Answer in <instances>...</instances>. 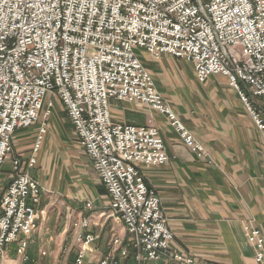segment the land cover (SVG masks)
I'll list each match as a JSON object with an SVG mask.
<instances>
[{
	"label": "built area",
	"instance_id": "1",
	"mask_svg": "<svg viewBox=\"0 0 264 264\" xmlns=\"http://www.w3.org/2000/svg\"><path fill=\"white\" fill-rule=\"evenodd\" d=\"M138 51L153 61L167 55L191 63L199 83L224 77L255 121L264 150V124L253 103L264 105V0H0V168L11 161L0 196V260L14 244L26 263L28 241L45 216L44 189L30 173L51 116V103L44 111L43 105L53 95L105 187L110 217L126 230L119 258L130 252L135 264H197L170 252L173 233L142 172L169 160L158 129L111 120V100L143 105L165 117L198 159L206 157L155 89ZM34 126L31 154L10 157L15 133ZM89 225L86 217L72 225L80 245L73 264H84L99 238ZM242 231L255 262L264 264L261 231L250 222ZM99 264L118 262L107 255Z\"/></svg>",
	"mask_w": 264,
	"mask_h": 264
},
{
	"label": "crops",
	"instance_id": "2",
	"mask_svg": "<svg viewBox=\"0 0 264 264\" xmlns=\"http://www.w3.org/2000/svg\"><path fill=\"white\" fill-rule=\"evenodd\" d=\"M146 59L140 61L151 73L155 89L206 153L205 158L198 159L181 143L167 119L149 108L115 100L109 102L114 123L154 126L163 140L169 160L161 166L143 168L142 172L146 184L156 191L167 226L173 233L170 252L186 254L197 264H257L254 251L243 234L242 223L250 222L264 237L261 132L224 77L215 75L205 83H199L189 62L167 55L158 61ZM180 65L187 68L189 77L179 70ZM48 103H51V116L37 156L43 144L46 152L39 160L37 157L34 169L38 167L46 171L52 159L51 140L59 136L66 162L72 164L76 168L74 172L76 170L79 175V185L93 191L91 200L87 199L83 204V212L89 216L79 215V218H88V232L99 235L98 240L101 239L98 264L107 255L115 257L118 262L119 250L126 249L128 244L126 230L122 223L110 217L105 187L79 146L64 106L57 97L48 95L43 111ZM253 103L258 112H264V105L258 99H253ZM36 131V126L17 131L12 138L10 157L26 158L30 155ZM34 169L30 174L43 187L45 180L42 182ZM43 169L39 171L43 172ZM47 175L48 171L44 179ZM9 182L10 179L3 182L5 187L2 184L0 194ZM53 199L51 195L42 197L45 216L29 240L36 243V249L34 255L27 249L28 261L21 264H55L61 249L66 247L70 207L68 204L64 207L54 205ZM86 203H90L92 208L86 209ZM9 252L8 249L7 257ZM92 252L88 249L86 255ZM128 255L131 257L130 252ZM165 261L160 264H174ZM123 264L135 263L131 257L126 258Z\"/></svg>",
	"mask_w": 264,
	"mask_h": 264
},
{
	"label": "rangeland",
	"instance_id": "3",
	"mask_svg": "<svg viewBox=\"0 0 264 264\" xmlns=\"http://www.w3.org/2000/svg\"><path fill=\"white\" fill-rule=\"evenodd\" d=\"M138 56L141 61H146V57L144 54H141L138 51ZM150 59V58H149ZM151 60V59H150ZM179 70L185 74L186 77H189V72L187 68L180 65ZM46 100L44 102L43 108H45ZM45 137V136H44ZM53 138V137H52ZM56 138V139H55ZM61 139V138H60ZM45 142V141H44ZM51 150L50 153L52 154L51 164L46 168L48 171V175L44 179V175L46 174L45 169L38 168L34 169L36 172V176L41 178L42 182L45 180V185L43 186L44 192L42 197L45 195L53 196V203L54 205H62L63 207L67 204L70 207V212L68 213L71 217L69 218V231H68V242L66 244L65 249H61L59 255L56 257L55 264H72L74 257L77 256V253L80 249V245L75 240L74 229L72 227L73 222L79 218V215L82 216H89L83 212V204L85 201L89 199L91 200L90 188L88 189L86 186H80L79 184V175L74 172V166L69 162H66V156L63 152L61 147V143L59 140V136H55L51 140ZM42 150L39 152L38 156L36 154V159L38 160L41 158L42 154L45 153V144L42 146ZM13 149V148H12ZM39 169H43V172L39 171ZM11 161L9 158L6 159L2 167L0 168V190L4 185L3 182H6L11 177ZM33 171V170H32ZM3 184V185H2ZM5 187V185L3 186ZM1 195V194H0ZM86 216V217H87ZM109 235V233H107ZM106 234V235H107ZM105 235V236H106ZM33 237V234L32 236ZM101 238V237H100ZM110 236L108 237V242ZM33 240V239H32ZM101 239L97 240L93 245L90 246L94 252L92 254H87L85 257L84 264H98V258L101 254L99 243ZM105 243V240H103ZM8 249L11 251L8 253V257L4 260H0V264H21V259L15 254V245L11 244L8 246ZM29 252L34 255V251L36 249V243L33 241H28V248ZM98 253V254H97ZM96 255V256H95ZM41 257V256H40ZM93 257V258H92ZM126 258H130V255H127L124 259L118 258V264H123V261ZM89 262V263H88Z\"/></svg>",
	"mask_w": 264,
	"mask_h": 264
},
{
	"label": "trees",
	"instance_id": "4",
	"mask_svg": "<svg viewBox=\"0 0 264 264\" xmlns=\"http://www.w3.org/2000/svg\"><path fill=\"white\" fill-rule=\"evenodd\" d=\"M258 112V110H256ZM260 113V112H259ZM264 112L261 111L260 115H261V119H262V122L264 124V115H263ZM72 264L74 263V259L73 261L71 262Z\"/></svg>",
	"mask_w": 264,
	"mask_h": 264
}]
</instances>
